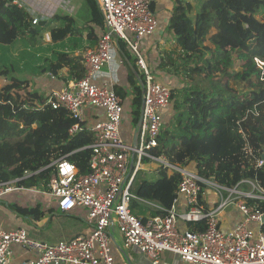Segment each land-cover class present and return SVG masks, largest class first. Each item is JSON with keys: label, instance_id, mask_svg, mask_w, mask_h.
<instances>
[{"label": "trees", "instance_id": "1", "mask_svg": "<svg viewBox=\"0 0 264 264\" xmlns=\"http://www.w3.org/2000/svg\"><path fill=\"white\" fill-rule=\"evenodd\" d=\"M14 1L0 0V80L4 81L0 82V184L18 180L17 187L49 191L47 184L54 173L50 165L59 158L74 164L79 175L89 172L88 147L93 138L84 129L68 135L75 121L65 110L46 106L44 96L31 91L27 80L13 76L8 48L17 40L34 48L48 32L49 57L39 72L64 81L81 79L80 56L59 47L71 36H84L93 46L96 31H102L104 25L95 0H85L88 18L81 26L72 16L55 15L49 20L56 25L49 28V20L32 24L29 11ZM167 31L174 43L158 68L172 67L169 74L182 75L189 84L171 89L173 123L162 129L153 156L163 155L180 168L193 164L200 178H213L226 188L251 180L264 189V167L256 169L253 164L264 152V81L254 63V58L264 61V0H199L197 9L177 0ZM117 45L125 62H130L125 45ZM130 64L127 80L134 128L142 105L139 80L143 83L144 78L135 61ZM114 91L124 98L123 92ZM244 148L252 155L245 154ZM146 173L137 172L132 190L135 199L129 206L142 222L166 215L180 181L178 172L168 175L162 166ZM19 203L2 205L19 219L39 221L45 213L38 203L27 207ZM259 206L264 211V203ZM187 229L204 231L206 224L203 220L188 223Z\"/></svg>", "mask_w": 264, "mask_h": 264}, {"label": "built area", "instance_id": "2", "mask_svg": "<svg viewBox=\"0 0 264 264\" xmlns=\"http://www.w3.org/2000/svg\"><path fill=\"white\" fill-rule=\"evenodd\" d=\"M95 1L104 29L97 32L96 44L84 48L80 55L83 77L62 81L60 87L51 88L44 96L46 106L65 110L75 121L69 136L83 129L91 133L89 172L79 175L74 164L59 158L50 165L54 173L47 184L49 191L17 187L18 180L0 184V199L14 193L48 196L58 212L81 213L90 231L49 244L29 239L24 226L0 230V264H12L15 246L29 253L19 264H115L114 233L120 237L123 251L135 249L150 264H160L165 253L186 264H264V211L259 206L264 203V189L257 181H241V185L249 187L247 192L238 185L226 188L213 178L202 179L194 171L169 164L163 155L152 154L172 107L171 87L155 77L141 50L143 40L157 29L153 0ZM14 4L22 7L17 0ZM37 23V18L32 19V24ZM44 40H50L49 34H44ZM118 42L125 45L144 78L142 121L134 148L121 136L124 106L130 101L124 105L112 85L98 81L106 66H114L113 75L123 66ZM254 63L264 81V61L254 58ZM45 78L51 83L60 80L50 73ZM88 109L100 111L101 119L87 122ZM244 151L252 155L248 148ZM147 164L164 167L168 175L178 172L180 181L166 215L142 222L129 206L135 199V176L138 171L148 170ZM253 164L256 169L264 167L261 155ZM202 185L203 190L210 187L218 197L210 211H204L200 204ZM180 198L185 205L182 212L177 208ZM230 205L236 207L239 220L223 230L219 215ZM202 220L206 224L204 231L191 232L178 225L180 221L187 225Z\"/></svg>", "mask_w": 264, "mask_h": 264}, {"label": "crops", "instance_id": "3", "mask_svg": "<svg viewBox=\"0 0 264 264\" xmlns=\"http://www.w3.org/2000/svg\"><path fill=\"white\" fill-rule=\"evenodd\" d=\"M177 0H153L152 2V9L154 13L156 14L157 17V29L156 32L150 36L147 37L143 40L142 45H141V50L142 53L144 54L146 61L148 65L151 67L153 70V73L155 74V77L163 82L167 83L170 85L171 89L172 88H179L180 86L179 82H174L173 85H171V82H173L174 78L169 75V72L172 70V67H166L165 70H159L158 66L165 60V55L166 53L170 52L171 50V45L174 43L173 42V37L168 33L167 31V25H168V20L171 15V9L174 3ZM184 1V0H181ZM187 2V1H184ZM77 26H81L78 25ZM86 31V30H85ZM84 31V33H85ZM98 32V31H96ZM49 34L48 32H45ZM44 33V34H45ZM50 36V35H49ZM45 41V40H44ZM45 43L50 44L49 41H45ZM96 44V43H95ZM93 44V46L95 45ZM86 47H92L89 41H87L84 36L81 37H74L71 36L68 40H66L60 47L59 50H62L68 54L71 55H81L82 51ZM121 56V54L119 53ZM49 57V56H48ZM122 57V56H121ZM124 60V58H123ZM134 62V59L130 57V62H125L123 63V66L118 69L116 72V75H113L114 72V66H106L103 74L101 75L100 79L98 80L99 83H108L112 85L113 89H118V93L123 92L124 93V98H120L123 100V102L126 103L128 101L127 97L129 96L128 93L132 95L131 92V87L129 86L128 83V69H131V64ZM137 69V68H136ZM138 71V69H137ZM138 73H140L138 71ZM171 73V72H170ZM46 75L47 73H44L43 76V84H47L46 80ZM176 80V79H175ZM62 81L64 80H58L54 81L53 83L49 82V86L53 88L55 87H60ZM68 81V80H66ZM178 85V86H177ZM39 93V92H38ZM132 97V96H131ZM124 103V105H125ZM172 108V107H171ZM170 111V110H169ZM169 113V112H168ZM174 114V112H173ZM101 112L98 110H93V109H88L85 112V118L86 121L89 123H92V121H97L101 119ZM130 138H129V143H132L133 140V127L130 129ZM192 166V171L195 172L194 170V165L189 164L187 167ZM147 169L148 170H143L146 172H149L148 174L156 171L158 168L155 164H147ZM154 170V171H150ZM243 185V184H242ZM240 186V190L243 192H247L249 190V187L247 185L245 186ZM18 196V195H16ZM24 198V197H22ZM19 200L20 203L22 201L18 198L15 197L13 200ZM32 199L36 201V197H29L27 200ZM1 200V199H0ZM38 201V200H37ZM34 202V201H33ZM41 210L44 211L43 217L39 221H31V220H25V219H19L15 217L12 213L7 211L4 206L2 205V202L0 201V212H4L6 216H9V219H7V227L9 229L17 227V226H25L28 221L34 223L35 226L39 227H44L48 222H50V228L49 231L52 232H60L62 235L66 237H31L32 239L40 242H45V243H56L58 241L62 240H68L71 238H74L75 236L78 235H86L90 231V226L85 219V217L81 213H71V214H62L63 216H68V219H58L57 217H54V215L60 216L59 212L56 209L54 201H52L51 198L48 196H43L40 201L37 202ZM218 203V197L215 191L212 189L205 188L201 195H200V204L202 205L204 211H210L213 209ZM23 206H26L25 204H22ZM32 204L28 205L31 206ZM34 205V204H33ZM183 200L180 198L179 203L177 205V208L180 212H182L185 207H184ZM27 207V206H26ZM49 210H51V213H49ZM47 215H49V219L47 218ZM239 220V215L236 207L234 205H230L227 207L220 215H219V223L220 227L223 230H228L233 227V225ZM180 228H187V225L184 224L183 222L178 223ZM264 230V228H263ZM117 235L114 233L113 234V242H114V256H115V264H149L150 262L143 256H141L137 250L135 249H130L128 251H123L121 249V240L120 237H116ZM17 254V255H16ZM29 255L28 252H25L21 247L15 246L13 247V258H12V264H19L20 261L27 257ZM175 258V257H174ZM173 256L169 253H165L161 257V262L160 264H173L175 259ZM178 264H186L178 261Z\"/></svg>", "mask_w": 264, "mask_h": 264}, {"label": "rangeland", "instance_id": "4", "mask_svg": "<svg viewBox=\"0 0 264 264\" xmlns=\"http://www.w3.org/2000/svg\"><path fill=\"white\" fill-rule=\"evenodd\" d=\"M17 1L22 5V7H24L29 11V14L32 17V19L37 18L38 21H48L52 16L55 15H69L77 20L78 25H82L85 22V19L88 18V9L85 4V0H17ZM184 1L189 2L193 6V8L197 9V3L199 2V0H184ZM55 25L56 24L54 23V21L49 20L48 28ZM38 41L39 43L37 44L36 47L30 48L22 41L17 40L15 43L9 46L7 55L14 70L13 76L19 79L27 80L29 82V88L31 91L32 90L37 91L39 92V94L45 96L52 87L51 86L48 87L49 82L45 84L46 86H44L43 84L44 74L40 73L39 69L42 66L43 60L49 56L50 44L45 43L44 33L42 34L41 38ZM172 78H174V80L173 82H171V85H173L174 82L180 83V86L177 85L179 87L178 89H181L183 86L189 84L187 80H184V77L182 75H180L179 77L172 76ZM0 82L4 83L3 80H0ZM128 95L129 96L127 97V99L128 101H130L131 94L128 93ZM132 110L133 108L131 107L130 104L124 106V113L121 122V136L126 143H129V138L131 133L130 129L132 128L131 125ZM173 112L174 111L171 108L165 119V124H164L165 128L172 126ZM185 169L192 171V166L186 167ZM150 171H154V170H150ZM206 188L211 189L210 187H206ZM31 196L36 197V201L35 199L27 200V198ZM15 197H18L22 201V203L19 204L21 205L25 204L26 206L30 204L32 205L36 204L38 201H40V199H42V196L14 193L3 197L0 201L2 203L14 202V201L19 202L15 199L13 200V198ZM59 215L60 216L54 215V217H57L58 219H65V218L68 219V216H63L62 213H60ZM47 218L49 219V215H47ZM7 219H9V216L7 217L3 211L0 212V230L9 229L7 227L8 225L6 221ZM50 225H51L50 222H48L44 227L41 228L38 225L35 226L34 223L28 221L24 227L28 231L29 239H32L31 237H66L62 235L60 232L49 231ZM174 259L175 261L173 262V264H178L179 260L176 258Z\"/></svg>", "mask_w": 264, "mask_h": 264}, {"label": "water", "instance_id": "5", "mask_svg": "<svg viewBox=\"0 0 264 264\" xmlns=\"http://www.w3.org/2000/svg\"><path fill=\"white\" fill-rule=\"evenodd\" d=\"M139 85L142 89V94H143V83L141 80H139ZM141 121H142V105H141V110H140V117L134 127V133H133V140H132V144L131 146L134 148L136 147L137 145V137H138V131H139V128H140V125H141ZM261 158L264 160V152L263 154L261 155Z\"/></svg>", "mask_w": 264, "mask_h": 264}]
</instances>
